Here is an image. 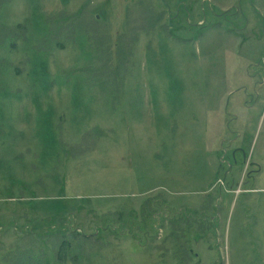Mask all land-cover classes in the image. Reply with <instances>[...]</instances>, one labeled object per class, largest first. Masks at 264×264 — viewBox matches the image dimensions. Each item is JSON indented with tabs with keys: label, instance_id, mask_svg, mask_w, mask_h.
<instances>
[{
	"label": "rangeland",
	"instance_id": "rangeland-1",
	"mask_svg": "<svg viewBox=\"0 0 264 264\" xmlns=\"http://www.w3.org/2000/svg\"><path fill=\"white\" fill-rule=\"evenodd\" d=\"M0 264H264V0H0Z\"/></svg>",
	"mask_w": 264,
	"mask_h": 264
}]
</instances>
